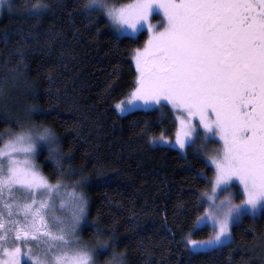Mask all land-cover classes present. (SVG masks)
I'll return each instance as SVG.
<instances>
[{
	"label": "trees",
	"instance_id": "1",
	"mask_svg": "<svg viewBox=\"0 0 264 264\" xmlns=\"http://www.w3.org/2000/svg\"><path fill=\"white\" fill-rule=\"evenodd\" d=\"M87 2L8 0L0 11V133H52L59 155L42 150L39 168L84 191L86 241L110 249L116 264H264V208L232 225L227 244L188 250L209 235L193 227L212 169L153 144L166 124L158 111L118 113L134 90L132 56L145 33L114 34Z\"/></svg>",
	"mask_w": 264,
	"mask_h": 264
},
{
	"label": "rangeland",
	"instance_id": "2",
	"mask_svg": "<svg viewBox=\"0 0 264 264\" xmlns=\"http://www.w3.org/2000/svg\"><path fill=\"white\" fill-rule=\"evenodd\" d=\"M7 2L0 0V11ZM202 5L190 20L208 17L209 25L187 29L193 24L183 16ZM87 8L99 13L118 36L136 38L145 33L132 56L137 71L134 90L116 109L120 114L137 108L158 111L166 124L152 138L153 144L174 148L184 156L188 151L211 167L210 185L201 194L203 211L193 227L194 231L208 228L209 235L190 240L188 250L210 251L227 244L232 225L264 208V122L254 131L242 113L243 105L264 91V77L247 78L242 94L229 101L227 109L203 107L211 111V118L205 120L207 114L195 107L199 98L192 95L198 76L188 73L186 80L183 69L177 72L176 56L196 54L221 42L217 50L226 63L223 77L247 63L255 71L263 69L264 0H132L121 4L88 0ZM166 49L168 60H160L157 52ZM150 64L166 73L149 74ZM55 145L46 129L0 133V264H116L112 259L117 255L110 249L99 252L86 241L84 191L64 180L50 182L40 170L39 153L47 149L58 156Z\"/></svg>",
	"mask_w": 264,
	"mask_h": 264
},
{
	"label": "flooded vegetation",
	"instance_id": "3",
	"mask_svg": "<svg viewBox=\"0 0 264 264\" xmlns=\"http://www.w3.org/2000/svg\"><path fill=\"white\" fill-rule=\"evenodd\" d=\"M203 7L204 6L202 5V7L200 8L188 11L183 16L184 18H186H183L186 23L192 22L193 24L187 29H193L194 27L206 29V26L209 25L208 17L198 16L197 18H195L196 20H190L193 19V16L198 14ZM179 18L182 19V17ZM221 48V42L213 43L212 46H210L209 48L200 49V52L196 54L192 53V55L180 53L181 56H176V60L178 61V67H176L175 69H177V72L183 71L185 76L186 74L188 75V73H190V75L194 77L198 76V79H196V81H198V86L193 87L192 95L197 96L199 98L198 102L195 104V107L199 112L201 111V113L205 112L207 114H205V120H209L211 118V111L206 110L203 107H208L210 109L219 108L221 111L227 109L229 101L238 98V95L242 94L243 89H245L244 87L247 78L264 77V68L259 71H255L253 69V66L250 65V63H247V65L242 66V68H240L237 72L233 73L232 76L223 77L221 75V72L222 68L225 67L226 63L221 60V53L217 50ZM157 54H161V56L157 55L160 60H168L166 59L169 56L167 49L165 50V52L159 50ZM177 61L174 64H176ZM170 65H168V68L171 67ZM248 65L252 68L248 67ZM148 67L150 68L151 72L149 74H160L163 76V74L166 73V71L162 67L158 69L151 64L148 65ZM181 69L183 70L181 71ZM201 69L203 75L200 76L199 74L201 72ZM186 80H189L188 76H186ZM256 95H258V93ZM221 97H223L224 99H220ZM242 113L244 116H248V119L251 120V125L254 127V131L259 130V124L261 122H264V91L261 92V94L258 96H253V98L249 101L248 104L243 105ZM260 116L262 117L261 120H259ZM219 122L220 121L216 122L215 125L218 126L217 123ZM4 230L5 229L3 228L2 231L4 232Z\"/></svg>",
	"mask_w": 264,
	"mask_h": 264
}]
</instances>
